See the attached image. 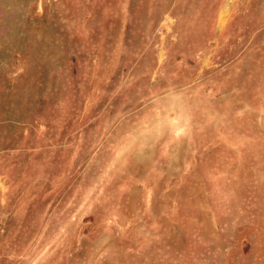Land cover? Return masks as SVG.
<instances>
[{
    "label": "rangeland",
    "instance_id": "1",
    "mask_svg": "<svg viewBox=\"0 0 264 264\" xmlns=\"http://www.w3.org/2000/svg\"><path fill=\"white\" fill-rule=\"evenodd\" d=\"M0 264H264V0H0Z\"/></svg>",
    "mask_w": 264,
    "mask_h": 264
},
{
    "label": "bare ground",
    "instance_id": "2",
    "mask_svg": "<svg viewBox=\"0 0 264 264\" xmlns=\"http://www.w3.org/2000/svg\"><path fill=\"white\" fill-rule=\"evenodd\" d=\"M229 6V5H228ZM227 7V6H226ZM227 9H228V7H227ZM227 9H225V11L227 10ZM221 11V10H220ZM227 12V11H226ZM222 14V13H221ZM224 16L226 17V15L224 14ZM222 17H223V15H222ZM223 19V18H222ZM225 19H227V17L225 18Z\"/></svg>",
    "mask_w": 264,
    "mask_h": 264
}]
</instances>
